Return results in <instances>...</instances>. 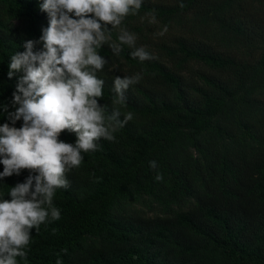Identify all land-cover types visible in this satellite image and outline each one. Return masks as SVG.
I'll list each match as a JSON object with an SVG mask.
<instances>
[{"label": "trees", "instance_id": "trees-1", "mask_svg": "<svg viewBox=\"0 0 264 264\" xmlns=\"http://www.w3.org/2000/svg\"><path fill=\"white\" fill-rule=\"evenodd\" d=\"M42 2L0 0V124L23 75L8 77L11 56L29 40L45 50ZM102 31L93 99L106 126L114 111L133 119L65 173L60 219L31 230L18 264H264V0H142ZM136 77L119 103L115 80ZM29 174L4 177L0 199Z\"/></svg>", "mask_w": 264, "mask_h": 264}, {"label": "clouds", "instance_id": "clouds-1", "mask_svg": "<svg viewBox=\"0 0 264 264\" xmlns=\"http://www.w3.org/2000/svg\"><path fill=\"white\" fill-rule=\"evenodd\" d=\"M141 4L142 0H43L39 7L48 14V26L40 40L45 50L34 53L29 40L25 51L11 56L8 77L14 71L23 75L12 93L14 111L5 107L3 112L11 123L0 124V181L19 175L21 169L37 174L10 187V199H0V264H18L17 257L27 256L31 230H38L49 218L60 219L54 196L57 189L68 187L65 173L81 165V153L95 151L94 141L100 137L113 141V134L133 119L127 113L121 120L120 112L114 111L107 117L114 126H106L104 110L93 99L103 94V81L95 70L106 63L95 48L105 40L102 25L105 29L120 25L130 6L138 10ZM136 55L141 61L154 59L143 49ZM139 80H115L119 103L124 104L121 89ZM18 120H22L19 128L14 126ZM65 130L76 134L74 144L58 139ZM149 166L158 167L154 160ZM155 179L162 180V174L157 172ZM56 264L62 261L57 259Z\"/></svg>", "mask_w": 264, "mask_h": 264}]
</instances>
